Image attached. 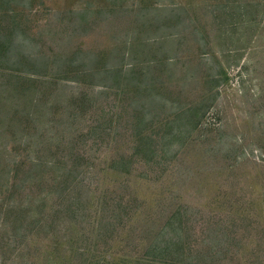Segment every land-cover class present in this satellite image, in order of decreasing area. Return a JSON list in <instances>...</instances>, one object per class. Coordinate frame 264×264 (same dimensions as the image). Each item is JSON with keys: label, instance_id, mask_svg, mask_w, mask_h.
Returning a JSON list of instances; mask_svg holds the SVG:
<instances>
[{"label": "rangeland", "instance_id": "374dc122", "mask_svg": "<svg viewBox=\"0 0 264 264\" xmlns=\"http://www.w3.org/2000/svg\"><path fill=\"white\" fill-rule=\"evenodd\" d=\"M0 156V264H264V0H0Z\"/></svg>", "mask_w": 264, "mask_h": 264}, {"label": "trees", "instance_id": "16d2710c", "mask_svg": "<svg viewBox=\"0 0 264 264\" xmlns=\"http://www.w3.org/2000/svg\"><path fill=\"white\" fill-rule=\"evenodd\" d=\"M247 6L253 8L254 10H256L259 6H261V2L260 1H255L252 4H248ZM228 7V6H227ZM205 57V56H203ZM224 77H222L220 75V80H224L227 75L223 72ZM208 98V96L206 97ZM196 110V106H187L184 108H180L179 111L176 113L175 117L170 119L169 121L166 122L165 124V128L164 130H169L173 128L170 137L173 139H176V137H179L182 133L185 132V134L189 133L190 131H192L198 120H196L197 113L195 112ZM143 118H139L138 119V123L141 124L142 123ZM141 138V137H140ZM139 138V140H140ZM4 156H0V160L2 161V158ZM6 158V157H4ZM6 160V159H4ZM122 162H126L125 159L122 160ZM23 163V160H17L14 162L13 165H16L14 170H11L10 173V177L13 178L17 175V171H19V165ZM6 171V164H3L2 170L0 171L2 173L1 177H0V201L3 204V202H5L8 198V200L10 199V190H8V188L12 187V183L11 186L7 187V181H4V172ZM10 191V192H9ZM5 194L7 195V198L5 196ZM1 207V205H0ZM173 222L171 221L170 226H172ZM150 234V233H149ZM160 233H158L157 236L153 237L152 241L150 242V244L153 246L155 253L153 254L152 258H155L156 253H160V243L157 242V238L159 236ZM176 240H171L170 242H175ZM168 244L170 245V249H172V244H170L168 242ZM163 253H168V251L166 250V247H163L162 249ZM167 251V252H166Z\"/></svg>", "mask_w": 264, "mask_h": 264}]
</instances>
